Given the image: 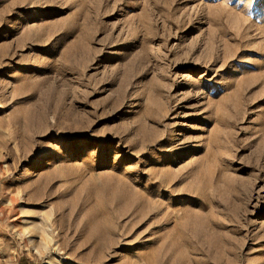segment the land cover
I'll return each mask as SVG.
<instances>
[{
	"label": "rangeland",
	"instance_id": "rangeland-1",
	"mask_svg": "<svg viewBox=\"0 0 264 264\" xmlns=\"http://www.w3.org/2000/svg\"><path fill=\"white\" fill-rule=\"evenodd\" d=\"M0 264H264V0H0Z\"/></svg>",
	"mask_w": 264,
	"mask_h": 264
},
{
	"label": "bare ground",
	"instance_id": "bare-ground-1",
	"mask_svg": "<svg viewBox=\"0 0 264 264\" xmlns=\"http://www.w3.org/2000/svg\"><path fill=\"white\" fill-rule=\"evenodd\" d=\"M49 69V68H48ZM43 71V70H42ZM44 71H45V69H44ZM61 77V76H60ZM143 189H145V188H143ZM144 194H146V193H148V194H150L151 195V192H149L148 190H143L142 191ZM141 194V193H140ZM144 194H141L140 196H141V198L143 199V197L145 198V195ZM124 196H128L127 194H125ZM121 199H122V196H121ZM146 201L147 202H149L147 199H146ZM150 203V202H149ZM152 203H156V202H152ZM151 204V203H150ZM133 207H136V204H134L133 205ZM132 209V208H131ZM150 214V213H149Z\"/></svg>",
	"mask_w": 264,
	"mask_h": 264
}]
</instances>
